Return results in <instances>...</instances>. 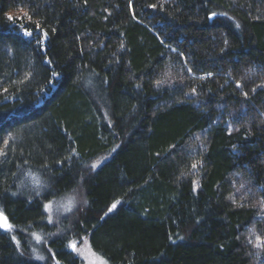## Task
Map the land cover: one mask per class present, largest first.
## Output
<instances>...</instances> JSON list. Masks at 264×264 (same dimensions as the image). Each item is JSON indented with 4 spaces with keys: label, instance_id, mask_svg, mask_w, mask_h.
Instances as JSON below:
<instances>
[{
    "label": "trees",
    "instance_id": "1",
    "mask_svg": "<svg viewBox=\"0 0 264 264\" xmlns=\"http://www.w3.org/2000/svg\"><path fill=\"white\" fill-rule=\"evenodd\" d=\"M262 85L264 0H0V264H264Z\"/></svg>",
    "mask_w": 264,
    "mask_h": 264
},
{
    "label": "snow or ice",
    "instance_id": "2",
    "mask_svg": "<svg viewBox=\"0 0 264 264\" xmlns=\"http://www.w3.org/2000/svg\"><path fill=\"white\" fill-rule=\"evenodd\" d=\"M151 7H155V6L152 5ZM215 15H216V13H212V14L209 16V19H211V18H212L213 16H215ZM7 19H8L9 21H12V20H13V17L8 16ZM238 26H239V25H237V27H238ZM36 28H37V29H40V24H39V23H37ZM24 35H26V36H31V35H32V32H30V31H25ZM43 35H44L45 38L47 37V33H46V32H44ZM37 43H42V40H39V39H38ZM52 75L55 76V75H57V73H56V72H53ZM209 75H211V74H209ZM157 83L159 84V83H161V81H157ZM262 86H264V85H262ZM236 87H237V88H240V87H241V83H240L239 81H237ZM192 91L195 92V89H192ZM244 95L247 96V93H244ZM5 143H7V142H5ZM0 154H2V153H0ZM93 167H95V165H93ZM196 167H197V164L194 163V164L192 165V168H196ZM34 182L37 183V184L39 183L38 180H35ZM194 190H195V189H194ZM117 203H119V201H117L116 203H114V204L108 209V211L111 212L114 208H116ZM44 207H45V209L47 210V209L50 207V205H47V204H46ZM67 210H70V209H67ZM12 228H13V225H11V224L9 223L8 218L5 216V214H4L2 211H0V229H3V230H5V231H10V230H12ZM36 239H37V242H39L40 238H39V237H36ZM13 240H15V237H13ZM255 240H256V246H258V247H259V246H264V237L257 236V237L255 238ZM251 242H252V241L250 240L249 243H251ZM68 246H69V247L72 249V251H74V252H75L76 249H77V246H76L75 243H71V242H70ZM37 258H38V259H43V257H37ZM57 264H59V262H57Z\"/></svg>",
    "mask_w": 264,
    "mask_h": 264
},
{
    "label": "rangeland",
    "instance_id": "3",
    "mask_svg": "<svg viewBox=\"0 0 264 264\" xmlns=\"http://www.w3.org/2000/svg\"><path fill=\"white\" fill-rule=\"evenodd\" d=\"M77 246L76 251H72L69 246L65 249L73 257L81 261V264H109L103 257L94 252L88 242L75 243ZM69 245V244H68Z\"/></svg>",
    "mask_w": 264,
    "mask_h": 264
}]
</instances>
